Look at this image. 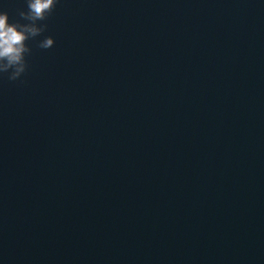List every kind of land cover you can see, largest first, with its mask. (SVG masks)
I'll return each mask as SVG.
<instances>
[{
	"label": "water",
	"instance_id": "1",
	"mask_svg": "<svg viewBox=\"0 0 264 264\" xmlns=\"http://www.w3.org/2000/svg\"><path fill=\"white\" fill-rule=\"evenodd\" d=\"M37 24L0 74V264H264V0H58Z\"/></svg>",
	"mask_w": 264,
	"mask_h": 264
},
{
	"label": "clouds",
	"instance_id": "2",
	"mask_svg": "<svg viewBox=\"0 0 264 264\" xmlns=\"http://www.w3.org/2000/svg\"><path fill=\"white\" fill-rule=\"evenodd\" d=\"M27 11L18 10V16L27 23H9L7 12H0V74H8V80L16 81L27 71L26 54L31 48L28 40H35L45 32L47 25L40 24L56 7L58 0H25ZM54 45L50 36L36 42L39 49H49Z\"/></svg>",
	"mask_w": 264,
	"mask_h": 264
}]
</instances>
